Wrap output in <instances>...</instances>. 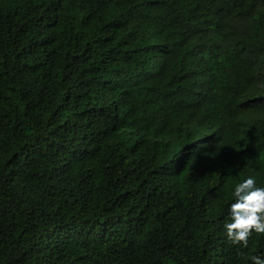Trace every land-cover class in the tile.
I'll list each match as a JSON object with an SVG mask.
<instances>
[{
	"label": "trees",
	"instance_id": "trees-1",
	"mask_svg": "<svg viewBox=\"0 0 264 264\" xmlns=\"http://www.w3.org/2000/svg\"><path fill=\"white\" fill-rule=\"evenodd\" d=\"M264 0H0V264H250Z\"/></svg>",
	"mask_w": 264,
	"mask_h": 264
},
{
	"label": "clouds",
	"instance_id": "clouds-1",
	"mask_svg": "<svg viewBox=\"0 0 264 264\" xmlns=\"http://www.w3.org/2000/svg\"><path fill=\"white\" fill-rule=\"evenodd\" d=\"M228 205V222L222 225L224 235L232 245L245 249L253 234L264 237V185H257L252 176L236 183ZM250 264H264V254L251 255Z\"/></svg>",
	"mask_w": 264,
	"mask_h": 264
}]
</instances>
